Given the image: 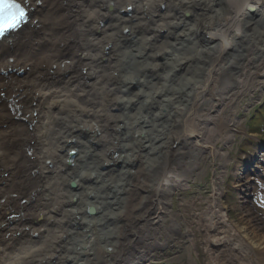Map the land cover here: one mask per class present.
I'll list each match as a JSON object with an SVG mask.
<instances>
[{
  "label": "bare ground",
  "instance_id": "bare-ground-1",
  "mask_svg": "<svg viewBox=\"0 0 264 264\" xmlns=\"http://www.w3.org/2000/svg\"><path fill=\"white\" fill-rule=\"evenodd\" d=\"M30 2L0 41V264L147 261L151 242L132 245L159 192L231 145L239 97L264 83V0ZM256 155L236 170L264 172ZM223 175L203 210L212 263L264 264V221L230 218Z\"/></svg>",
  "mask_w": 264,
  "mask_h": 264
},
{
  "label": "rangeland",
  "instance_id": "rangeland-1",
  "mask_svg": "<svg viewBox=\"0 0 264 264\" xmlns=\"http://www.w3.org/2000/svg\"><path fill=\"white\" fill-rule=\"evenodd\" d=\"M246 9L250 13L254 11L250 9V6ZM185 17L190 18V14L186 12ZM260 29L263 30L264 26H260ZM238 107L241 123L231 145L218 148L215 157L207 155L197 168L188 170L185 176L181 174L180 176L184 178L180 177V186L165 188L159 192L157 196L159 201L152 204L154 207L150 210L153 212L155 209H161L159 213L161 217L156 219L157 225L144 226L140 229V243L131 244L132 247H139L151 242L152 254L150 255L153 257L148 255L149 260L140 264H213L212 262L216 261L215 258L217 259L221 252L208 242V237L212 232L204 225L206 212L203 213V210L209 202L213 177L222 173L224 180L220 185L222 191L220 201L230 213V218L242 226V229L246 225H251L247 214L249 205L252 211L259 216L258 221H264V179L258 180L260 181L258 184L251 182V179L242 182L239 178L243 175V179H246L247 177L244 176L246 172L243 174L236 170V166L243 162L246 150L253 152L254 148L259 145L249 136L256 132L264 137V83L257 89L252 86L244 90L239 97ZM246 133H249V136ZM218 145L220 146V143ZM197 149L195 152H198ZM219 170L222 172H217ZM142 178L145 179V177ZM142 178L136 177L131 182L141 186L143 182L140 179ZM242 183H248L250 187L254 184L252 190L254 198L252 191L249 192L251 195L243 197L240 191ZM163 184L171 186L173 181ZM243 201L247 203L246 206L241 204ZM129 202L135 203L132 199ZM127 206L129 210L131 205ZM156 213H152V216ZM117 230L119 231V228ZM133 233L134 231H128V236Z\"/></svg>",
  "mask_w": 264,
  "mask_h": 264
},
{
  "label": "snow or ice",
  "instance_id": "snow-or-ice-1",
  "mask_svg": "<svg viewBox=\"0 0 264 264\" xmlns=\"http://www.w3.org/2000/svg\"><path fill=\"white\" fill-rule=\"evenodd\" d=\"M30 0H0V41L29 22Z\"/></svg>",
  "mask_w": 264,
  "mask_h": 264
},
{
  "label": "water",
  "instance_id": "water-1",
  "mask_svg": "<svg viewBox=\"0 0 264 264\" xmlns=\"http://www.w3.org/2000/svg\"><path fill=\"white\" fill-rule=\"evenodd\" d=\"M75 153L76 152H75L74 149L70 150V152H69L70 155H74ZM69 161H72V158H69ZM71 183H72V186H74L76 184L75 181H72ZM89 209H90L91 212L95 211V207L94 206H90Z\"/></svg>",
  "mask_w": 264,
  "mask_h": 264
}]
</instances>
